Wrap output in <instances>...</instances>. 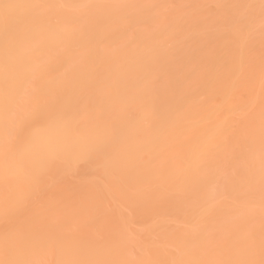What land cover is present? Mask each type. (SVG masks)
Returning <instances> with one entry per match:
<instances>
[{
    "label": "bare ground",
    "instance_id": "6f19581e",
    "mask_svg": "<svg viewBox=\"0 0 264 264\" xmlns=\"http://www.w3.org/2000/svg\"><path fill=\"white\" fill-rule=\"evenodd\" d=\"M0 264H264L261 0H0Z\"/></svg>",
    "mask_w": 264,
    "mask_h": 264
},
{
    "label": "snow or ice",
    "instance_id": "6c2138e0",
    "mask_svg": "<svg viewBox=\"0 0 264 264\" xmlns=\"http://www.w3.org/2000/svg\"><path fill=\"white\" fill-rule=\"evenodd\" d=\"M261 3L264 4V0H261Z\"/></svg>",
    "mask_w": 264,
    "mask_h": 264
}]
</instances>
